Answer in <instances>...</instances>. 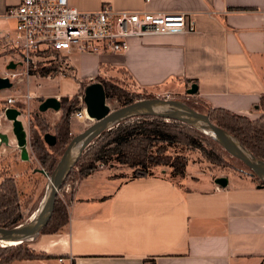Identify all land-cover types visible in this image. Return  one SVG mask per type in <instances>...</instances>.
I'll return each instance as SVG.
<instances>
[{
	"label": "crops",
	"instance_id": "0c3cea01",
	"mask_svg": "<svg viewBox=\"0 0 264 264\" xmlns=\"http://www.w3.org/2000/svg\"><path fill=\"white\" fill-rule=\"evenodd\" d=\"M21 1L0 0V15ZM69 1L82 10L108 3L118 10L192 12L197 22L194 33L134 39L125 54L72 53L70 67L78 90L80 80L90 84L99 74H111L106 71L110 66L126 70L138 87L161 95L188 91L196 83L194 96L205 105L252 118L259 115L264 95V0ZM1 61L7 64L9 55L0 45ZM21 84L24 93L29 89L34 95L30 112L46 97L65 95L41 82L34 88L32 83L29 88ZM7 91L12 94L14 89ZM41 113L52 125L62 116L61 110ZM92 122L85 110L73 114L72 134ZM0 133L9 139L6 145L0 138V167L9 166L17 182H24L30 159L23 158L12 121L5 116L0 118ZM12 149H19L20 158L9 155ZM109 172L95 171L78 180L71 191L69 222L57 233L30 240L46 256L12 264H264V187L232 177L222 187L215 179L193 174L176 183L158 174L125 179Z\"/></svg>",
	"mask_w": 264,
	"mask_h": 264
},
{
	"label": "trees",
	"instance_id": "16d2710c",
	"mask_svg": "<svg viewBox=\"0 0 264 264\" xmlns=\"http://www.w3.org/2000/svg\"><path fill=\"white\" fill-rule=\"evenodd\" d=\"M106 68L113 69L110 66H107ZM64 69L65 68L62 67L60 62L50 59L39 61L36 68L32 67L31 73H39L42 76L55 77L61 74ZM119 70L127 72L122 68ZM65 73L68 76H71L75 72L73 71V68L66 67ZM96 81H99L104 85L108 101L111 98H115L119 101L122 107L139 100L157 97L156 95L152 96L150 94L147 96H141L140 98L130 97L129 91L117 83H114L110 77L104 74H99L96 77ZM88 83L89 81L87 79L80 80V88L77 93L71 96L63 95L60 98L62 116L53 126L55 130L54 135L57 139L54 145H49L44 139V135L48 133V131H46L49 123L47 119H44V115L39 110L31 112L29 126L32 149L41 164L48 165L49 168L47 171L49 174L54 171L61 159L58 160L56 154L60 152V154L63 155L67 146L74 138L71 131V118L73 114L78 113L83 109L82 105H78V100L84 95V89ZM137 95H141V93L139 92ZM200 104L202 105V108H198V111L208 114L213 122L233 134L254 156L264 161V116L257 119H251L246 115L237 114L229 109L210 107L201 101ZM261 105L264 106V95L262 96ZM18 106L22 109L25 108V104L20 102L18 103ZM131 119L132 118L127 119L126 122H121L112 129L105 130L100 136L95 138L93 161H100L103 163L118 162L129 165L134 168V175L132 178L153 175L151 167L153 165L161 164L162 162V160H159L158 155L154 154L152 151L153 148L157 147L159 150V147L156 145L158 142H172L175 140V136H172L170 132L161 129L159 122L165 118L158 116H138L137 120H142L136 121L135 123L131 122ZM178 122L182 123L181 121ZM184 124L187 127L194 129L196 132L202 133L214 140L210 135L206 134L196 126L186 123ZM220 146L223 147L222 145ZM48 162H50V164H48ZM164 162L172 166L173 175L185 177L187 170L186 159L178 157L172 163L165 159L162 163ZM95 168L96 166L92 162L86 164V167L82 168V178L90 175ZM248 168L250 169V167ZM250 171L252 172V169H250ZM255 177L260 181L258 185L264 187V181L257 176ZM17 193L15 178L12 176L4 178L0 183V227L12 228L22 223L21 215L16 213V207L13 205L16 197H18ZM17 207H19L18 203ZM53 220H55L54 222H56L57 226L53 230H50L49 228ZM68 222V210L63 206H57L56 203L52 219L38 236L48 232L50 234L57 233L59 231L58 229L64 227ZM37 237H35V239ZM28 242L29 241L25 240L17 244L0 243V264H12V262L16 260L42 258L47 255L44 252H38L29 247Z\"/></svg>",
	"mask_w": 264,
	"mask_h": 264
},
{
	"label": "built area",
	"instance_id": "2783aa9c",
	"mask_svg": "<svg viewBox=\"0 0 264 264\" xmlns=\"http://www.w3.org/2000/svg\"><path fill=\"white\" fill-rule=\"evenodd\" d=\"M1 21L13 23L11 26L0 24V45L9 55L0 76L10 79L11 89H17V85L24 82L29 88L31 76H42L31 73L39 61L54 59L66 69L71 66L66 58L75 52L125 54L134 39L197 31L192 12L118 10L108 3L97 10H82L69 0H22L8 6L0 15ZM11 61L16 63V68H8ZM61 74L65 75V71ZM33 98L29 89L19 96L3 95L0 91V118L6 117L11 107L28 113L29 117ZM19 102L25 104V108H20ZM82 107L85 110L84 102ZM27 121L29 124L30 119Z\"/></svg>",
	"mask_w": 264,
	"mask_h": 264
},
{
	"label": "rangeland",
	"instance_id": "374dc122",
	"mask_svg": "<svg viewBox=\"0 0 264 264\" xmlns=\"http://www.w3.org/2000/svg\"><path fill=\"white\" fill-rule=\"evenodd\" d=\"M98 55H102V54H98ZM66 59L69 63H71L70 57ZM5 65L6 64L4 63V61H1L0 69L2 70L5 67ZM107 70H112L111 74L108 73L107 76L110 77L114 83H117L118 85L122 86L124 89L129 91L130 97L140 98L141 96H147L150 94L152 96L156 95L157 97L184 101L188 103L190 106H192L193 108H195L196 110H198V108H202L200 101H197L194 94H189L187 90L181 93H171L168 95H161L160 93H156V92L149 91V90L138 87L133 82L128 72L119 70L117 68H113V69L106 68V71ZM64 71L62 73H64ZM65 75L66 76H61V74H59L55 77L47 76L48 78L45 77L42 80H38L37 78L35 79L34 76H31L32 87L34 88V86H36L38 82H41L42 87L46 86V88L51 91H60L61 94H65V95L77 93L78 92L77 91L78 90L77 81L74 77H72L76 75V73H74L71 76H68L66 73ZM76 78H77V75H76ZM79 80L80 79L78 78V81ZM21 85L22 84L19 83L17 85V90L14 89V91H12V94L19 96L20 93H24L25 90L22 91L23 88ZM0 91L3 92V94H9L7 89L0 90ZM139 92L141 93V95H137ZM43 98L44 97H39V101L43 100ZM82 102H83V95L79 98L78 105L81 106ZM108 104H110L112 109L122 107L119 101L115 98L109 99ZM33 106L34 108H37V103L35 102ZM84 108L86 109V107ZM36 110H39V109H36ZM258 110H259V115L254 116L253 118L250 117L251 119H257L261 116H264V106L261 105ZM23 113L25 112H22V118H26L27 120H29L30 116L28 117V113H25L24 115ZM43 117L44 119H47V121L49 122L48 118L45 115ZM137 119L138 117H135V118H132L130 121L135 123L136 121L142 120V119L141 120H137ZM89 121L90 120H88L87 122L88 124L90 123ZM92 121L94 122V120ZM263 121H264V118H263ZM50 122L48 123V128L46 129V131H48V133L54 134L55 132L53 128L54 125H52ZM123 122H126V121H123ZM159 123L161 125V129H164L166 132H170L172 136H175V140L172 142H160V143L158 142L156 145L159 147V150L157 149V147H154L152 151L154 152V154L158 155L159 160H162V162L165 159L168 162L172 163L178 157H182L183 159H186L187 160V170H186L185 177L188 174H193L194 175V176L192 175L193 178L198 176V177H204V178H207L213 181L217 177L224 176V177H232L236 179L239 178V179L251 180L257 184L260 182L259 180L256 179L255 176L250 175L251 174L250 169L240 159L230 154L223 147H221L220 144L210 139L206 135L202 133H198L194 129L187 127L184 124V122L180 123L177 120L163 119V120H160ZM28 125H30V123ZM26 130L28 131L27 147H28V151L30 155V161H29L30 168H29V172H27L25 176L23 177L24 182H20V183L17 182V179L13 175L12 171L8 169L9 166L1 165L0 167V172H2L1 174H2L3 179L6 177L12 176L16 180L18 197H16V200L13 203V205H15L16 207V213L21 215L22 223L28 222L36 214L40 204L42 203L44 196L46 195V192L48 189V180H49L46 174H43L36 170V169L43 168L47 171L49 167L48 165L41 164L38 157L34 153V150L32 149L31 137H30V134H31L30 126L28 129L26 128ZM73 135L75 136V134ZM94 146L95 144L93 141L84 150L80 161L77 162V164L73 167L70 174L66 178L62 188L59 190V193L57 195V199H56L57 206H61V207L63 206L66 210L69 209L71 191L74 187H76L75 185L78 182V180L82 179V175H83L82 168L86 167V164L88 163L92 162L96 166L95 170L92 173H94L95 171L107 170V171H110L109 173L111 174L114 173V174H117L118 176L120 175L122 176V178H125V179L133 177L134 168L130 167L129 165L121 164L118 162H114V163H103L100 161L94 162L93 161L94 149H95ZM9 155L12 158L13 157L20 158L19 156L20 151L19 149H15V150L12 149V152L9 153ZM56 157L59 160L62 157V154L58 152L56 154ZM162 162L161 164L153 165L151 167V172L153 174L164 175L176 183H180L184 180L185 177L173 175L172 173L173 168L170 164H167L166 162L164 163ZM48 164H50V162H48ZM9 165L11 164L9 163ZM17 203L19 207H17ZM54 221L55 220L51 222V226L49 228L50 230H53L57 226L56 222ZM62 228L63 227L59 228L58 230L60 231V229ZM45 234H50V233L49 232L43 233L40 236H38L36 239H38L39 237ZM32 242L33 241L28 242L29 243L28 245L31 248H33L31 246Z\"/></svg>",
	"mask_w": 264,
	"mask_h": 264
},
{
	"label": "water",
	"instance_id": "95a60500",
	"mask_svg": "<svg viewBox=\"0 0 264 264\" xmlns=\"http://www.w3.org/2000/svg\"><path fill=\"white\" fill-rule=\"evenodd\" d=\"M8 68H16V63L11 61ZM13 86L9 78L0 76V90L10 89ZM198 86L194 83L189 89V94H196ZM83 102L86 112L94 122L84 131L74 136L62 155L57 167L49 174L45 169H36L46 174L49 178L48 189L40 204L35 216L28 222L21 223L12 228L0 227V243L23 242L35 239L48 225L54 213L55 203L59 190L62 188L66 178L73 167L81 158L84 150L105 130L112 129L127 119L138 116H158L165 119H172L196 126L206 134L210 135L216 142L222 145L230 154L242 160L250 169L251 175L257 176L264 181V161L254 156L233 134L223 129L210 119L206 113L200 112L183 101L169 98L156 97L143 99L129 105L112 109L108 104V98L104 85L99 82H92L84 89ZM48 109L61 110L59 97H46L39 104V111L45 112ZM6 117L12 121V132L21 149L24 159L29 160L28 131L25 127V120L22 118V111L11 107L6 111ZM1 142L9 145L8 135L0 133ZM46 143L54 145L57 141L53 133L44 135ZM215 182L222 187L227 186V177H217Z\"/></svg>",
	"mask_w": 264,
	"mask_h": 264
},
{
	"label": "bare ground",
	"instance_id": "6f19581e",
	"mask_svg": "<svg viewBox=\"0 0 264 264\" xmlns=\"http://www.w3.org/2000/svg\"><path fill=\"white\" fill-rule=\"evenodd\" d=\"M85 110H86V109H85ZM85 113H86V112H85ZM58 193H59V192H58ZM34 216H35V215H34ZM34 216H33V217H34ZM8 243H15V244H17L16 242H8ZM4 244H6V243H4Z\"/></svg>",
	"mask_w": 264,
	"mask_h": 264
}]
</instances>
